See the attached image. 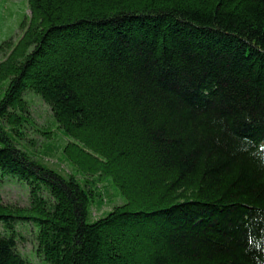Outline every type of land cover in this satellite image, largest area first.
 <instances>
[{
    "label": "trees",
    "instance_id": "obj_1",
    "mask_svg": "<svg viewBox=\"0 0 264 264\" xmlns=\"http://www.w3.org/2000/svg\"><path fill=\"white\" fill-rule=\"evenodd\" d=\"M27 9L0 44V264H34L29 227L41 264H264V0Z\"/></svg>",
    "mask_w": 264,
    "mask_h": 264
},
{
    "label": "rangeland",
    "instance_id": "obj_2",
    "mask_svg": "<svg viewBox=\"0 0 264 264\" xmlns=\"http://www.w3.org/2000/svg\"><path fill=\"white\" fill-rule=\"evenodd\" d=\"M29 14L30 12L27 9V0H0V44L11 38L15 39V41L18 39V36L21 33L18 31L20 24L24 20L25 15ZM3 58L4 55L0 53V61ZM32 102V105H30L32 112L31 115L40 126L49 120L50 111L48 110V107L38 98H33ZM54 131L56 132V129H54ZM26 133L30 138L36 140V142L43 140V136L41 134H35L33 129L27 130ZM22 143L24 144L23 141ZM11 181L15 182L12 184ZM11 181H7V183L2 187L4 195L3 201H5L4 203L27 205L29 193L28 185L13 179H11ZM115 203L118 204L119 201ZM111 208L112 207L110 205H106L104 211H109ZM93 217L97 218L96 211H94ZM96 220L97 219H93L91 217L88 221L89 223H92ZM20 250L24 255L31 258L34 264H41L40 260L35 257L33 227H29L28 230H25Z\"/></svg>",
    "mask_w": 264,
    "mask_h": 264
},
{
    "label": "bare ground",
    "instance_id": "obj_3",
    "mask_svg": "<svg viewBox=\"0 0 264 264\" xmlns=\"http://www.w3.org/2000/svg\"><path fill=\"white\" fill-rule=\"evenodd\" d=\"M1 88H2V91H0V93L4 94V93H5V92L3 91L4 86H1ZM1 88H0V89H1Z\"/></svg>",
    "mask_w": 264,
    "mask_h": 264
}]
</instances>
